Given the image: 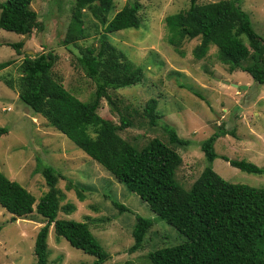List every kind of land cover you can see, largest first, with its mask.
Masks as SVG:
<instances>
[{"label":"rangeland","instance_id":"1","mask_svg":"<svg viewBox=\"0 0 264 264\" xmlns=\"http://www.w3.org/2000/svg\"><path fill=\"white\" fill-rule=\"evenodd\" d=\"M136 1L115 0L110 18ZM219 1L227 0H198V3ZM238 1L250 15L255 31L264 39V0ZM138 2L141 6L140 27L111 34L110 41L142 69L144 77L135 86L110 90L109 94L117 99L120 112L112 111L107 100L103 99L98 111L100 116L118 126L123 117L130 120L131 127L119 134L138 149L155 138L172 146L165 130L168 127L174 128L181 138L190 140V147L172 146L183 158L176 181L185 189H190L208 166L230 183L264 188V175L243 172L221 158L227 156L264 168V85L257 84L243 71L231 73L228 66L219 61L214 46L204 59L197 60L193 52L201 43L200 38L184 42L181 47L184 56L168 43L166 18L188 11L190 0ZM74 3L75 0H34L32 9L45 24V31L34 30L28 38L0 30V63L14 62L8 69L0 71V77L17 78L24 53L34 52L31 56H35L53 50L60 56L53 69L54 76L81 101H89L96 92V83L78 66L77 50L62 45ZM85 22L92 37L80 44L96 46L97 33L103 30V26L89 13H86ZM19 42L24 44L21 56L6 46ZM245 43L248 44L246 39ZM232 84L245 89L234 88ZM151 99L158 100L160 119L155 126L144 112ZM0 127L9 130L0 138V172L30 191L37 199L36 204L48 191L45 179L36 173L38 164L51 166L61 174L64 179L60 180L58 187L66 195L62 205L74 204L77 211L70 215L60 211L59 219L87 221L100 245L110 255L107 264H151L148 260L150 252L187 242L183 234L156 217L136 193L118 182L65 135L50 127L44 118L29 112L19 94L8 89L1 78ZM220 127L234 130L235 134L217 139L215 152L219 157L210 165L201 145L218 133ZM69 181L86 188L84 202L79 201L75 190H67ZM115 204L128 210L121 211ZM138 217L152 219L154 227L142 249L130 253L135 243L133 231ZM43 225L45 220L36 213L28 219L13 221L0 205V264H36L35 240ZM48 244V264H97V258L57 237L53 226Z\"/></svg>","mask_w":264,"mask_h":264},{"label":"trees","instance_id":"2","mask_svg":"<svg viewBox=\"0 0 264 264\" xmlns=\"http://www.w3.org/2000/svg\"><path fill=\"white\" fill-rule=\"evenodd\" d=\"M138 1L110 18L115 0H75L62 45L77 50L78 66L96 83V92L89 101H81L54 76L53 69L60 56L53 50L35 56L24 53L18 77L2 75L0 78L8 89L19 94L29 112L44 118L50 127L65 135L118 182L136 193L156 217L188 239L184 244L150 252L148 260L151 264H264V188L230 183L208 166L191 188L185 189L176 181L183 158L172 146L187 148L192 144L190 140L181 138L174 128L168 127L165 130L172 146L155 138L138 149L119 134L131 127L130 120L123 117L118 126L98 112L103 99L112 111L120 112L117 99L109 91L132 87L143 80L142 69L110 41L111 34L140 27ZM33 2L0 1V30L21 36H30L34 30L45 31V24L32 9ZM86 13L103 26L97 33L96 46L80 44L92 37L86 27ZM165 21L168 43L179 55H185L181 51L185 41L200 38L201 43L193 52L197 60L204 59L214 46L219 61L228 66L231 73L243 71L257 84L264 85V39L255 31L250 15L238 0L207 4L190 0L188 11L168 16ZM6 46L14 49L17 55H23V42ZM13 64V61L0 63V71ZM196 96L200 98L198 93ZM157 108L158 100L151 99L144 109L153 126L160 119ZM8 133L7 128L0 127V138ZM229 134L234 136L235 131L221 128L202 143V152L210 165L219 157L215 152L217 139ZM221 158L243 172L264 175V168L253 163L227 156ZM36 171L48 186L37 204L30 191L0 172V205L12 220L28 219L34 213L45 220L35 240L36 264H48L52 226L57 237L97 258V264H107L110 255L100 245L87 221L59 219L60 211L67 215L77 211L74 204L62 205L66 195L58 185L63 176L43 163L38 164ZM67 190H75L80 202L86 200V188L81 184L69 181ZM115 206L121 211L128 210L120 204ZM153 227L152 219L137 218L133 231L135 243L130 253L142 249Z\"/></svg>","mask_w":264,"mask_h":264},{"label":"water","instance_id":"3","mask_svg":"<svg viewBox=\"0 0 264 264\" xmlns=\"http://www.w3.org/2000/svg\"><path fill=\"white\" fill-rule=\"evenodd\" d=\"M29 37V35H26L25 36V38H28ZM29 54L28 55H34V52H28ZM232 86L234 87V88H237V89H245V87H242V86H239V85H237V84H232Z\"/></svg>","mask_w":264,"mask_h":264}]
</instances>
